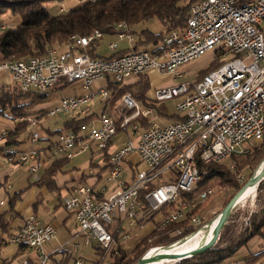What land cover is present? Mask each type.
I'll list each match as a JSON object with an SVG mask.
<instances>
[{"label": "built area", "instance_id": "built-area-1", "mask_svg": "<svg viewBox=\"0 0 264 264\" xmlns=\"http://www.w3.org/2000/svg\"><path fill=\"white\" fill-rule=\"evenodd\" d=\"M190 9L186 28L166 34L156 52L132 51L108 59L93 57L88 53L90 45L103 38L96 31L91 36L73 37L68 49L51 48L40 57L0 62V76L7 75V81L0 84V94L3 85L39 94L52 93L65 83L81 85L82 94L59 98L46 111L50 118H76L78 114L83 116V109L91 102L110 99L111 82L126 83L154 72L181 79L187 63L209 53L225 61L195 83L152 89L155 104L179 99L176 114L181 118L168 124L156 122V108L142 107L126 94L122 97L123 111L117 113L119 125L114 116L103 111L78 131L63 132L54 143L47 141L49 149L45 154L37 144L48 137L39 134L40 123L32 117L17 120L27 122L32 131L25 150L16 152L6 146L7 132L0 134V174L6 168L24 166L34 181L39 180L44 158L51 162L87 155L100 163L107 151L109 160L102 182L76 184L62 198L85 243L95 242L104 251L103 262L112 252L117 254V247L146 221L154 222L156 230L161 231L187 220L188 213L208 201L214 193L212 184L191 200L183 199V195L197 190L206 175V170L198 168L200 165H218L264 140V0H201ZM116 31V38L127 41L132 48L135 38L128 26L118 24ZM109 48L116 53L119 45L112 43ZM138 119L149 122L148 126L140 130ZM124 133L128 140L115 147V138ZM135 154L139 161L132 163L131 156ZM127 164H131L134 174L125 170ZM99 170L88 172L95 179ZM4 204L0 202V206ZM205 219L194 215L190 223L199 227ZM56 233L52 224H42L35 214L29 215L9 238V245L35 251V261L24 259L19 264H53L45 246ZM182 233L177 229L174 235ZM161 248H151L146 254Z\"/></svg>", "mask_w": 264, "mask_h": 264}, {"label": "trees", "instance_id": "trees-1", "mask_svg": "<svg viewBox=\"0 0 264 264\" xmlns=\"http://www.w3.org/2000/svg\"><path fill=\"white\" fill-rule=\"evenodd\" d=\"M45 1L0 0V14L10 12L13 16H18L21 20V24L17 27L4 28L0 33V62L24 61L31 57H40L51 48L68 49L73 43V37L91 36L96 31L100 32L102 37L105 35L115 36L117 26L121 23L128 26L129 33L135 38L134 44L132 48L119 49L116 53H112L107 57V59L119 57L132 51L149 50L156 52L163 43L166 34L175 30L183 31L186 28V21L191 11L190 8L201 0H79L82 3L80 4L81 6L70 11H64L58 15H51L45 7ZM247 1L250 0H242V2ZM152 20L159 22L165 31L159 34L147 28L146 25ZM99 41L97 40L90 45L88 53L93 57L101 58L102 56L95 52ZM212 61L210 67L207 69L209 70L207 73L221 67L225 63L218 56H215ZM214 64L215 67L211 68ZM145 76L147 75L134 79V83H130L132 80L126 83H109L108 92H110L111 97L106 101V104L111 105V107L115 106L114 104L119 103L124 95L131 94L135 101L142 107L155 108L156 104L151 99L152 94L147 96L149 89H151V84L150 80ZM69 86V83H65L62 86L55 87L52 93H56L57 90L66 89ZM48 97L49 94H39L33 91L24 93L15 85H3L2 93L0 94V118L6 116L7 112H9L10 119L14 123L11 128L4 131V133L7 132L8 136L5 142L6 146L13 147L14 151L20 152L22 150L18 147L28 144L32 131L27 122H17L20 118L26 119L32 117L36 121H39L42 129L39 134H46L48 137V139H44V142L54 143L63 132L71 130L78 131L83 123L98 116L95 113L89 116L78 114L76 118L67 119L61 129L52 130L50 127L46 128L41 123V120L46 115L44 110L37 111L28 109L35 102L45 101ZM108 112L112 115L110 111ZM118 117L115 115L113 118L116 119L119 125L120 118ZM180 118L179 115L175 114L171 117V120H178ZM137 122L140 125V130L145 129L149 124V122L142 119H138ZM118 131L120 132V130ZM41 140L43 141V139ZM260 143L247 147L241 154H234L223 162L218 163V165L216 163L205 167L200 165L198 168L201 171L206 170V175L200 180L197 190L193 194H182L183 199L191 200L204 187L206 188L208 184H212L214 193L210 199L223 190L232 191L229 200L223 204L222 211L232 199V196L242 189L264 161V140ZM48 149L49 146H46L39 151L45 154ZM96 153H92V156L94 157ZM108 157L109 154L107 151L100 157V163L97 159L88 157L90 169H100L99 173L95 176V182H102V175L107 168L106 163L109 160ZM41 161H43L44 166L39 173V180L34 181L32 186L47 187L53 193L61 192L57 181L64 174V168L69 164V160L60 158L59 160L56 159L55 161L49 162L44 158ZM128 170L133 174L135 172L133 168ZM247 170H252V173L244 179L243 172ZM93 178V175L83 174L80 184H84L88 179ZM239 179L242 180L240 181ZM258 192V199L260 201L259 208L247 218L245 228L237 242L226 247H219L217 245L214 249L204 254L182 260L177 264H226L241 249L248 247L251 241L256 238H264V181L259 186ZM21 194L22 192L10 198L8 201L10 206L8 213L4 212L0 216L1 229L4 230L2 236H0V250L10 246L9 238L20 228L17 230L15 228L13 232L9 229L11 222L17 218L14 206L15 201L19 200ZM59 197H61V193H59ZM246 200L247 196L240 204ZM208 201L201 204L196 210L188 213L187 220L180 221L161 231H157L155 228L154 232L148 237L141 239L136 248L131 252L126 250L122 243L120 245L118 244V253L114 254L112 252L109 255L108 264H135L146 254L149 248L168 247L187 237L193 236L203 226L210 224L209 222L214 218L211 216L205 219L199 227H195L190 223V219L194 215L205 217L203 212L205 208H208L206 206L210 204L207 205ZM150 223V221H146L145 226ZM177 229L183 230V233L179 236L174 235ZM119 239L120 237H117L118 242ZM97 247L98 251H100L98 253L99 256L93 262L94 264H103L105 261L103 262L101 257H103L104 251L99 246ZM243 262L248 264H264V249L259 253L251 254ZM170 263L173 262H166L164 264ZM3 264H7L5 260Z\"/></svg>", "mask_w": 264, "mask_h": 264}, {"label": "rangeland", "instance_id": "rangeland-1", "mask_svg": "<svg viewBox=\"0 0 264 264\" xmlns=\"http://www.w3.org/2000/svg\"><path fill=\"white\" fill-rule=\"evenodd\" d=\"M45 2H46L45 7L48 9L51 15H58L61 12L70 11L71 9L79 7L81 6L80 4H82L79 2V0H46ZM20 24H21V20L18 16H13L10 12L0 14V28H4V27L14 28ZM146 26L150 30L154 31V33L160 34V32L165 31L164 27L156 20H152ZM2 31L3 30L0 29V33ZM112 43L118 44L119 49H122L127 45L126 43L128 42L125 43L123 41H120L118 40V38H116V36H111V35L106 36L105 35L103 36V38L100 39L99 45L95 52H97L102 57H105V58L109 57L112 54V52L110 51L109 45ZM214 58L215 57H213V54L209 53L205 55L204 57H201L199 59L191 61L190 63H187V65L184 67V69L186 70L185 74H182L183 78L173 79L169 76V79L165 80L164 86H169L171 84H179L181 82L195 83L196 81L200 80L201 77L204 76V74H206L209 71L207 69L210 67L211 63L213 62L212 60H214ZM213 67H215V64L211 68ZM204 70H207V71H204ZM157 74L160 76H168L167 74H159V73ZM148 75L145 77L149 79ZM1 78H2L1 79L2 83L7 81L5 80L7 78L6 74L1 75ZM160 81H161V78H158L157 82H160ZM83 91L84 89L79 84L70 85L66 89L57 90L56 93L55 92L48 93L49 97L46 100L47 102L46 101H44V103L43 101L35 102L34 105L30 106V108L28 107L29 108L28 110H37V111L44 110V113H46V111H49V109L52 108V106H54V104L58 102L59 100L58 98L70 97V96H73L75 93L82 94ZM151 94H152V88L149 89L147 96H150ZM178 101L179 99H176V100L164 101V102H160L156 104V107H155L156 108V119H155L156 122L164 125V124H168L171 121H173L171 120V117L177 113L176 106H177ZM99 102L100 101L95 100L91 102L89 105L93 111L92 113H95L96 115L100 114L103 108L102 105H99ZM114 105L115 106H112V112H114L112 116L116 115L115 111H123V108H124L122 99L119 101V103H116ZM116 106L118 108H115ZM67 119H69L67 116H56V117L50 118L47 115H45L44 119L41 120L42 121L41 123L46 128L50 127L52 130H57L63 127V124L65 121H67ZM149 119L151 120L153 119V117H150ZM13 125L14 123L10 119V113L7 112L6 116L0 118V134L3 133L5 130L11 128ZM129 134L133 135V132L129 130ZM128 137L129 136L126 133L119 134L115 138L113 145L115 147H119L123 145V143L128 140ZM47 145H48L47 141L45 142L40 141L37 144V147L41 149L43 146L45 147ZM87 157H88L87 155L77 156L76 158H74V160L71 161V165L67 170H70V168L72 169L73 167H75L76 168L75 170H77L78 168H80L81 165L87 162L88 160ZM132 160L135 162L139 161V157H137V154H135V156H132ZM15 170H17L16 174H14V176L10 177L9 179V185L15 186L13 187L14 188L13 190H17L19 188H23V186H27L28 184L27 178L30 176L29 171L24 166H17ZM251 173H252V170L244 171L243 172L244 179L248 177ZM20 177L21 179H19ZM7 190L10 193L13 192L12 190H9V189ZM254 191H255V188L252 191H249L250 193L247 195V200L244 203L238 205L236 211H234V213L232 214V217L230 218L228 224L225 226L224 230L221 232V236H220L221 240L219 239L218 244H217L219 247L221 246L226 247V246H229L237 242V240L239 239L241 233L243 232L245 228L247 218L252 214V212L257 211V209L259 208V204H260V201L258 199L259 192L256 191L257 193L255 194ZM5 192L6 191H3L4 194H6ZM231 195H232V191H229V190H223L219 192V194L214 195L207 202V205L210 203L209 204L210 206L209 205L206 206L208 208H205L203 212V215L205 216V218L208 219L209 217L212 216L214 217L212 221L218 218V216L222 212L221 209L223 207V204L227 200H229ZM0 196L2 197V194ZM7 196L5 195L6 200H7ZM212 221H210L209 223H211ZM71 228L72 229L74 228L73 225L71 226ZM57 231L58 232L56 233L55 237L52 239V243L54 247L61 246L68 242L69 235L66 232V230L61 227ZM136 231L137 230H133L132 234H134ZM133 236L134 235H132V237ZM197 241H195L194 239L193 241H191L192 243L191 245H189L190 243L189 242L187 246H185L183 249L181 248V250L187 249L188 247L195 245ZM248 245H249L248 247L241 249L239 253L235 255V257L230 258L228 262L233 263L235 261H243L244 259H247V257L251 256V254L253 253L255 254L259 253L260 251L264 249V238H256L253 241H251L250 244ZM135 248L136 246L135 247L132 246V249L130 250L133 251V249ZM88 252H90L91 255H92V252L94 253L93 249H89ZM108 261H109V257H106L105 262L103 264H108ZM69 264H74V261H71ZM84 264H94V262L88 259V257L86 256V260H84Z\"/></svg>", "mask_w": 264, "mask_h": 264}, {"label": "crops", "instance_id": "crops-1", "mask_svg": "<svg viewBox=\"0 0 264 264\" xmlns=\"http://www.w3.org/2000/svg\"><path fill=\"white\" fill-rule=\"evenodd\" d=\"M62 13V12H61ZM125 43L127 41H124ZM122 48L126 49L129 48V44ZM1 59V56H0ZM150 79L151 88L155 87H161L164 86L165 80L169 79V76H160L157 73H151L148 75ZM158 78H161L160 82H157ZM1 76H0V84H3L1 82ZM6 80V79H5ZM130 83H134V80H132ZM151 92V91H150ZM59 99V98H58ZM99 101V100H98ZM107 102H99V105H102V111H110L113 115L114 112H112L111 105H107ZM115 108H118L117 106ZM91 107H87L83 109V115L89 116L92 113ZM100 113V114H101ZM116 115L118 116V111H115ZM99 115V114H98ZM26 145H23L22 147H18L22 151L25 150ZM81 156V155H79ZM135 156V155H134ZM76 158V157H75ZM88 159V157H87ZM74 160V158L72 159ZM71 159L69 160V164L64 168L62 174L58 178V187L61 188V197H59V193H53L48 190L47 187H37L32 186L34 180L29 176L27 178V186H23V188H19L17 190H13L15 186L9 185V179L10 177L14 176L16 174L15 170L17 166L6 168L4 171L0 174V195L2 194V197L0 196V202H5L3 206H0V216L7 212L10 209L9 206V200L14 196L15 194H19L22 192V194L19 197V200H16L14 211L16 213V219L13 220L10 224L11 232L15 231L22 227L23 221L26 217L29 215L35 214L37 219L42 224H52L53 227L56 229H60L61 227L66 230L68 233V242L66 244H63L61 246H53L52 241L48 243L45 246L46 252L52 257L53 264H69L71 261H74V264H76L77 261H82V264H84V260H86V256L91 261H94L98 258V247L95 242H91L90 244L85 243V237L79 233L78 228L76 226L75 217L73 214L69 213L64 205L63 200L70 191V188H72L76 184H80L82 182V176L83 174L89 175L90 170V163L89 159L87 162L80 166L77 170L73 167L70 170H67L71 165ZM131 162L134 163L135 161L132 160L131 156ZM137 162V161H136ZM135 162V163H136ZM129 166V168H128ZM131 164H127L126 171L129 172L128 169H130ZM21 179V177L19 178ZM95 179H88L86 183H94ZM12 190L13 192H8V190ZM3 191H6L4 194ZM5 195L7 196V200L5 198ZM8 215V214H7ZM248 220V219H247ZM246 220V222H247ZM73 225V229L71 226ZM0 224V236H2V232L4 231L1 229ZM71 228V229H70ZM155 224L154 222H151L150 224L138 229L134 234H131V238L124 242L122 245L123 247L131 251L132 246L135 247L139 243L141 239H144L151 235L155 230ZM58 232V231H57ZM132 235H134L132 237ZM4 236V235H3ZM89 249H93L94 253L92 252V255L89 251ZM94 254V255H93ZM76 255V256H75ZM68 256V257H67ZM24 259H30L31 261H35L37 259V255L34 250L31 249H18L12 246L4 247L0 250V264H3V261L5 260L7 264H19ZM226 264H248L243 261H235V262H228ZM255 264H263V263H255Z\"/></svg>", "mask_w": 264, "mask_h": 264}, {"label": "water", "instance_id": "water-1", "mask_svg": "<svg viewBox=\"0 0 264 264\" xmlns=\"http://www.w3.org/2000/svg\"><path fill=\"white\" fill-rule=\"evenodd\" d=\"M261 171L258 170L252 175L251 178L247 181V183L242 187V189L234 196H232V199L229 201L227 206L222 210L220 215L218 216L217 223L214 227L213 236L206 244L202 245L201 247L194 249L190 251L189 253H170L171 245L168 247H162L161 249H166L163 252H157L155 255H148L145 254L139 261L135 264H148V263H158L161 261H168L173 262L170 264H177L181 262L182 260H187L190 258H193L195 256L204 254L212 249H214L221 236V232L224 230L225 226L228 224L232 214L237 209L239 203L245 196L248 190L252 188L259 189V186L264 181V161L260 164V167L258 168Z\"/></svg>", "mask_w": 264, "mask_h": 264}, {"label": "bare ground", "instance_id": "bare-ground-1", "mask_svg": "<svg viewBox=\"0 0 264 264\" xmlns=\"http://www.w3.org/2000/svg\"><path fill=\"white\" fill-rule=\"evenodd\" d=\"M258 171H261L258 169ZM254 188L250 189L247 191V193L245 194V196L243 197V199L241 200V202L244 200V198L250 193L249 191H252ZM256 191H258L257 188H255V194L257 193ZM240 202V203H241ZM239 203V205H240ZM218 218H216L215 220H213L209 225H207L205 228H203L202 230L197 231L196 233H194L193 236L188 237L187 239H185L184 241L177 243L175 245H173L169 250L170 253H189L190 251L197 249L199 247H201L202 245L206 244L208 241H210V239L213 236V231H214V227L217 223ZM195 239V241H198L195 243V245H192L191 247H188L187 249L181 250V248L183 249L185 246H187V244L189 243V245H191V241H193ZM166 249H158V250H152L149 252L148 255H155V253L157 252H163ZM168 261H161V262H154V263H148V264H164Z\"/></svg>", "mask_w": 264, "mask_h": 264}]
</instances>
